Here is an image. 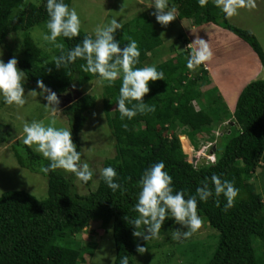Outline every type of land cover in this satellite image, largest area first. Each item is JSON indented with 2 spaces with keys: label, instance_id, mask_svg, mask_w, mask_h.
Listing matches in <instances>:
<instances>
[{
  "label": "trees",
  "instance_id": "16d2710c",
  "mask_svg": "<svg viewBox=\"0 0 264 264\" xmlns=\"http://www.w3.org/2000/svg\"><path fill=\"white\" fill-rule=\"evenodd\" d=\"M46 2L40 0L33 5L26 0H0V46L6 43L9 30L21 33L24 57L17 60L16 67L24 73L23 88L33 90L37 88V80H42L58 99L74 98L61 113L67 118L72 142L80 152L78 134L85 123V113L95 106L96 100L94 95H81L80 91L100 78L82 71L81 65L86 63L82 59L60 69L54 65V57L66 55L89 35L80 31L79 36L71 39L58 37L57 43L64 45L63 52L46 42L44 52L28 36L31 28L48 21ZM69 2L63 0L68 7ZM168 2L177 9L178 20H189L195 26L213 24L245 42L264 68V53L254 35L230 25L211 0L204 7L199 6L198 0ZM14 13L17 17L11 24ZM129 38L137 42L140 51L133 68H143L148 55L161 45L160 38L145 16L122 24L114 33L121 48L129 43ZM168 52L172 57L152 65L163 72L164 80L149 81V92L142 98L144 103L155 107L154 112L138 113L131 120L122 121L116 110L122 75L111 85L103 84L102 112L114 138L115 153L103 160L101 170L106 167L116 170L114 182L121 185L117 191L109 189L99 175L93 191L78 195L71 179L58 169L41 171L48 166L47 159L19 141L11 144L12 156L20 168L46 178V197L39 200L20 190L0 195V264H79L83 261V249L72 247L69 238L86 229L91 221L110 228L112 264H121L124 257L128 258V264H133L137 246L130 221L139 215L133 210L141 190L139 181L147 169L161 161L172 178L174 193L184 191L185 199L195 195L206 178L212 187L213 174L233 182L239 190L234 207L228 211L223 210L226 203L223 195L219 197L220 207L215 204V196L206 202L197 198V215L217 233L214 250L204 264H264V79L251 80L242 87L229 116L215 88L205 85L206 71L202 65L188 69L191 52L177 51L173 46ZM212 91L213 96L209 97L207 94ZM201 99L206 105L195 110L192 102ZM229 117L230 122L224 125L223 118ZM218 122L225 128L211 150L215 163L204 160L189 163L171 130L176 126L185 128L183 135L195 147V136L208 133ZM123 124H127L126 130ZM179 139L183 149L188 147L183 136ZM4 141L1 139L0 143ZM248 175H254L255 182L248 183ZM81 183L89 186V181ZM174 222L169 213L163 223L172 229Z\"/></svg>",
  "mask_w": 264,
  "mask_h": 264
},
{
  "label": "rangeland",
  "instance_id": "374dc122",
  "mask_svg": "<svg viewBox=\"0 0 264 264\" xmlns=\"http://www.w3.org/2000/svg\"><path fill=\"white\" fill-rule=\"evenodd\" d=\"M26 1L33 5H38L40 2V0ZM211 1L214 3V0ZM152 2L153 0H70L69 9L74 8L78 14L80 31L93 37L94 30L98 25H107L112 19H117L122 25L137 16H145L160 38L161 45L158 48L163 52L157 55L156 60L153 59L152 62H150L151 58H147L145 63H143L144 67H147L172 57V54L168 52L170 46H173L177 51L183 50V38L177 41V37L179 35L183 36L181 31L183 25H185L182 21H178L177 18L167 26L157 23L155 16L152 14L155 9L154 7H149ZM168 6L169 8L172 7L169 2ZM16 17L17 15L14 13L11 24L15 22ZM227 21L230 25L253 34L264 53V0H256L255 9H239L238 14L227 17ZM41 32H47L46 24H40L31 28L28 31V36L45 52L47 49L43 45L45 41L41 39ZM21 38V33L9 30L6 43L0 46V60L7 63L13 57L16 60L24 57ZM240 41L241 44L237 47L225 41L219 45L209 42L212 52L217 51L219 56L224 55L228 60L225 64L228 65L230 71L226 73L219 72L221 78L217 76L221 88L225 87V82H228L226 84L227 89L235 87V85L236 88H241L243 82H249L251 77L254 76L249 74V71H252L253 68L251 69V65L246 57L251 52V49L245 42ZM149 63H152V65ZM214 68H220V66L216 64ZM241 75L243 79L238 81ZM262 78L264 79V71L257 79ZM99 81L100 79L91 81L83 86L80 91L81 95L88 94L96 97L95 106L85 113L86 120L78 134L81 152L80 163H88L90 169L93 171V177L89 181V186L85 187L74 174L58 169L65 177L71 179L73 190L78 195H85L96 188L103 160L112 158L115 153L114 138L106 125L102 112L101 92L104 82L101 83ZM204 83L205 85L209 84L207 76L206 78L204 77ZM205 85L200 86L199 90L204 89ZM32 89L24 88L26 103L22 107L7 105L3 97L0 96V140H5L3 143H0V195L6 191L20 190L41 200L46 197V178L40 174L31 173L20 168L11 152V144L15 143V141L24 144L23 126L26 122L30 124L33 121H43L45 126H47L50 120L53 119L50 109L44 107L47 104L44 98L47 93L41 95V89L36 87ZM30 91H36L37 95H31ZM207 95L212 97L213 91L208 92ZM218 97L223 102L219 95ZM235 99L236 97L233 101V96L228 95L225 106L227 107L229 116L231 115ZM205 105V100L203 99L192 102L195 110ZM58 109L60 114L55 117L57 121L55 127L68 129L67 118L61 113L62 109ZM228 119L230 117L223 118V121H225L224 125L230 122ZM219 123L214 124L213 129L209 130L208 133L196 135L194 138L195 147L191 146L186 137H184L185 128L176 126L171 130V133L177 136L180 148L186 154L189 163L194 164L201 160H206V155L211 153L220 132L224 131L223 128L225 126H221ZM180 136L185 138L188 147L184 146V149L182 148ZM35 147L33 145L29 148L33 152L38 153L35 151ZM38 154L44 158L42 154ZM253 177L254 175H248L246 177L247 182L253 183ZM255 184L258 188L257 182ZM257 190L259 191V188ZM141 229L143 230V228ZM175 230L187 231L186 228L176 222L173 223L172 229L163 223L160 239L144 241L142 237H135L136 246H144L147 248V251L143 254L137 252L133 257V264H204L210 258L217 241V233L208 228L205 222L194 235L186 240L176 241L172 239V233ZM69 240L72 247L83 249V261L79 264H112L114 250L109 227L103 228L97 221H91L86 229L70 236Z\"/></svg>",
  "mask_w": 264,
  "mask_h": 264
},
{
  "label": "clouds",
  "instance_id": "9594fccd",
  "mask_svg": "<svg viewBox=\"0 0 264 264\" xmlns=\"http://www.w3.org/2000/svg\"><path fill=\"white\" fill-rule=\"evenodd\" d=\"M207 3L208 0H198L201 7L206 6ZM214 4L226 17L237 15L239 9L256 8V0H214ZM149 7H154L155 11L152 14L156 22L162 26H167L176 19L177 9L175 6L169 8L168 0H153ZM46 11L49 17L46 22L47 32L40 33L41 39L63 52L64 45L57 43V38L63 36L71 39L79 36L78 14L74 8L69 9L63 0H47ZM121 27L117 19H112L107 25H98L94 30L95 38L91 35L86 36L66 55L61 54L53 60L55 67L60 69L61 66L67 67L77 59H82L86 61L81 65L82 71L98 75L99 82H107L109 85L122 75V86L119 90L116 110L119 111L120 119L123 121L125 118L131 120L138 113L145 114L155 111V107L144 103L142 98L149 92V81L164 80V74L162 71H157L154 66L133 68L140 56L138 44L129 38V43L121 48L119 42L114 39V33ZM187 48L192 50L187 61V67L190 70H195L213 56L209 44L201 39H196ZM16 65L15 57L7 63L0 60V96L7 105L22 107L26 103L22 86L25 77ZM37 88L41 89V95L47 93L44 97L47 104L44 107L50 109L53 119L47 126L43 121H33L30 124L26 122L23 126V143L29 147L35 145V151L49 161L48 166L43 167L41 171L48 173L62 169L74 174L81 182L87 183L92 179L93 171L88 163H80L81 154L72 142L71 130L55 127L57 122L55 117L60 114L57 107L60 101L56 93L47 89L42 80H37ZM29 93L37 95L36 91ZM133 101L136 103L133 104ZM129 104L131 107L128 106ZM122 127L126 130L128 126L123 124ZM205 162L215 163L212 153L206 155ZM164 168L162 161L152 165L143 173L139 181L141 190L133 209L139 215L138 218L130 221L135 229L134 237H142L144 241L160 239L163 222L170 213L177 224L187 229V231H173L172 239L180 241L190 238L204 224V221L197 215V198L206 202L210 197L215 196V204L220 207L219 197L223 195L226 200L223 210L228 211L234 207V200L239 190L234 187L233 182L222 180L218 175L213 174L210 177L212 187H209V179L206 178L202 186L196 189V194L185 199L184 191L174 193L172 178L164 171ZM116 176V170L112 167L103 168L100 172V178L113 192L121 188L120 184L114 182ZM142 226L143 230L138 231L137 229H141ZM136 251L143 254L147 248L137 245ZM121 264H128V258L124 257Z\"/></svg>",
  "mask_w": 264,
  "mask_h": 264
},
{
  "label": "crops",
  "instance_id": "0c3cea01",
  "mask_svg": "<svg viewBox=\"0 0 264 264\" xmlns=\"http://www.w3.org/2000/svg\"><path fill=\"white\" fill-rule=\"evenodd\" d=\"M178 21H180V20H178ZM182 22L185 24V25H183V28L181 31L183 33L182 34L183 36L179 35V37H180V40H181V38H183V40H184L183 50L188 49L187 46L190 43H193L196 39H201V40L205 41L206 43L208 42V44H209V42L215 43L216 45L223 44L224 41L226 43L227 42L231 43V45H233L235 47H237L241 44L240 39H238L237 37H235L231 33L227 32V31H225L219 27L211 25L209 23L208 24H201L199 26H195L189 20H182ZM210 46L211 45H209V47ZM188 50L190 52L192 51L191 49H188ZM161 52L162 51H160V48L154 49L148 55V58H151L150 62H152L153 59L156 60V56L160 55ZM212 53H213V56L210 59V61L209 62L206 61L201 65H202L203 69L206 71V76L209 79V84H208L209 88H211V87L215 88L216 95L218 94L222 98L224 104L226 105L227 100H228V95L233 96V101H234V98L238 95L239 91L248 82H245V83L243 82V84H241L242 87L239 86L241 88H236V85H235V87L233 86V87H230L229 89L226 88V84L228 82H225L224 83L225 87L221 88L220 84L217 80V76H218V78H221V75H219V72L220 73L221 72L226 73V72L230 71V68L228 67V65L225 64L228 60H227V57H225L224 55L219 56L217 51H215V52L213 51ZM246 57H247V60L249 61L250 65H251V69L253 68L252 71H249V74H251V76L254 75L253 77H251V80H255L261 76L262 72L264 71V68H262L260 66L257 58L255 57V55L253 54L252 51L249 52V54H247ZM149 64L152 65V63H149ZM216 64H218L220 66V68H214V66ZM242 75H243V73H242ZM242 75L239 77L238 81L243 79V78H241ZM206 76H205V78H206ZM238 81H237V83H238ZM220 83H223V82H220ZM231 91H233V92H231Z\"/></svg>",
  "mask_w": 264,
  "mask_h": 264
},
{
  "label": "water",
  "instance_id": "95a60500",
  "mask_svg": "<svg viewBox=\"0 0 264 264\" xmlns=\"http://www.w3.org/2000/svg\"><path fill=\"white\" fill-rule=\"evenodd\" d=\"M73 100H74V98L64 97L63 101L61 103H59V105L57 107L62 109L64 107H66L67 105H69Z\"/></svg>",
  "mask_w": 264,
  "mask_h": 264
},
{
  "label": "flooded vegetation",
  "instance_id": "af4514ba",
  "mask_svg": "<svg viewBox=\"0 0 264 264\" xmlns=\"http://www.w3.org/2000/svg\"><path fill=\"white\" fill-rule=\"evenodd\" d=\"M59 101L62 102V101H63V98L60 97V98H59Z\"/></svg>",
  "mask_w": 264,
  "mask_h": 264
}]
</instances>
